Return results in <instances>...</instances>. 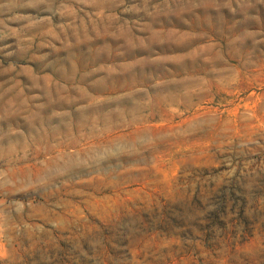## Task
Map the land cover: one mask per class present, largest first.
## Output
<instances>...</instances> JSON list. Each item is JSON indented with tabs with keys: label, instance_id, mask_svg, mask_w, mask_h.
<instances>
[{
	"label": "rangeland",
	"instance_id": "1",
	"mask_svg": "<svg viewBox=\"0 0 264 264\" xmlns=\"http://www.w3.org/2000/svg\"><path fill=\"white\" fill-rule=\"evenodd\" d=\"M0 264H264V0H0Z\"/></svg>",
	"mask_w": 264,
	"mask_h": 264
}]
</instances>
